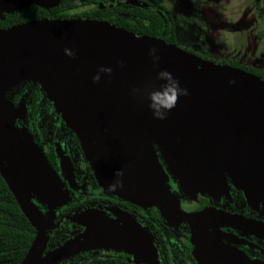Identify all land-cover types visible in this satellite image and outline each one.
<instances>
[{"label":"water","instance_id":"obj_1","mask_svg":"<svg viewBox=\"0 0 264 264\" xmlns=\"http://www.w3.org/2000/svg\"><path fill=\"white\" fill-rule=\"evenodd\" d=\"M19 1L43 6L58 2ZM7 2L15 4L16 0ZM152 46L158 48L157 68H153L149 55ZM65 48L73 50L75 57L65 55ZM119 61H123L122 67ZM101 67H111L112 75L101 74V81L94 84L92 76ZM161 69L171 72L189 92L179 98L166 120L154 119L147 103L131 95L133 87L150 81L162 84L155 81ZM23 80L42 87L76 134L103 189L121 179L124 187L116 192L123 195L155 203L166 198L170 190L162 177L168 180V175L160 169L157 150L180 186L195 200L206 193L214 197L224 193L228 175L249 195L260 194L264 187L262 76L104 20L51 17L18 24L0 30V169L21 208L38 228L22 264L31 263L45 228L27 191L41 197L52 212L54 205L46 194L53 195L56 205L68 196L33 140L13 126L18 112L5 93ZM230 80L235 83L229 84ZM118 169L123 170L122 177L114 175ZM170 210L207 217L213 226L226 221L261 232L251 220L197 203H175ZM101 233V226L86 230L41 256L35 264H50L84 249L119 243L101 237ZM196 243L199 250L206 246L221 254L217 257H230L231 252L223 250L218 241L200 237Z\"/></svg>","mask_w":264,"mask_h":264},{"label":"flooded vegetation","instance_id":"obj_2","mask_svg":"<svg viewBox=\"0 0 264 264\" xmlns=\"http://www.w3.org/2000/svg\"><path fill=\"white\" fill-rule=\"evenodd\" d=\"M18 1L12 4L7 0L6 2L0 0V30L45 17L76 18L80 16L77 12L86 8L99 7L105 11L111 10V7L118 8L120 12L113 15V18L116 17L125 22L138 16L129 12L131 8L145 7L154 12H159L161 8L157 0H77V2L69 0L72 4L69 6L62 5L63 0H58L56 4L48 6L29 1ZM164 4L172 11L175 23L173 43H176L178 36L176 17L165 0ZM255 8L256 10L263 9L259 1L256 2ZM257 36H264V32L260 29ZM204 43V46L207 45ZM203 45L199 49L202 52L201 55L185 50L208 59L204 55L207 50ZM243 56L240 54L232 59L224 57L215 62L240 67L264 78V65H249L244 61ZM5 96L18 112L14 117L13 126L18 132L26 133L29 140L30 138L33 140L37 150L46 158L53 174L58 176L68 193L67 198L57 205L53 195L46 194L54 205L52 212L41 197L27 191L30 200L39 209L41 224L45 227L30 264H35L41 256L51 253L70 239L82 235L86 227L80 224L74 216L91 209H100L106 217L125 223L128 222V218L137 220L149 234L152 245L151 253L147 256L141 255L131 248L119 247L120 243L114 242L75 252L50 264H264L263 186L260 194L252 196L237 186L228 175V189L224 193L215 197L206 193L199 195L195 200L184 190L179 189L178 179L169 171L168 165L157 150L160 166L167 172L168 183L173 189L176 188L173 195H178L177 198L180 199L181 204L197 203L251 220L260 227L261 232L226 221L218 222L217 226H213L209 218L193 214L215 229L209 232L211 236L203 235L205 234L203 233L202 237L218 241L223 250H229L233 254L232 257L230 253L229 258L217 257L221 254L206 246L199 250L197 243L190 239L191 235L188 238L191 226L168 221L157 214L158 211L153 206L142 207L112 193L102 191L76 134L55 110L38 83L23 80L10 87ZM22 105L23 108H21ZM5 162L7 166H10L7 161ZM37 234L38 228L21 208L8 178L0 169V264H22Z\"/></svg>","mask_w":264,"mask_h":264},{"label":"rangeland","instance_id":"obj_3","mask_svg":"<svg viewBox=\"0 0 264 264\" xmlns=\"http://www.w3.org/2000/svg\"><path fill=\"white\" fill-rule=\"evenodd\" d=\"M165 1L176 17L178 36L177 42L174 44L177 46L201 55L202 52L199 49L205 42L207 45H203V47L207 51L204 55L212 61H220L224 57L232 59L241 54V56L244 55L242 58L249 65H264V36H257L260 29L264 32V0ZM258 1L261 3L262 10L255 8ZM160 169L164 170L161 166ZM164 172L167 174L165 170ZM165 179L166 177H162V183L169 187L170 192L165 196L166 198L158 203L151 199H140L128 194L123 195L120 191L110 192L100 185L99 187L102 191L112 193L124 200H135L134 203L142 207L153 206L158 211L157 214L170 222L185 223L191 226L188 238L191 235L190 239L195 242L199 241L203 233H205L203 235L211 236L209 232L215 229L208 223V225L205 224L197 216L170 210L171 205L180 203V199L177 198L178 195H173L176 188L173 189L168 180ZM179 189L184 190L180 186V182ZM74 217L86 227V230L101 226L102 233L100 236L108 240L119 241V247L131 248L145 256L151 253L152 245L149 234L143 225L134 218L127 219L125 217L128 220L125 223L106 217L100 209L86 210ZM211 244L214 245V243ZM148 249L150 250L148 251Z\"/></svg>","mask_w":264,"mask_h":264},{"label":"clouds","instance_id":"obj_4","mask_svg":"<svg viewBox=\"0 0 264 264\" xmlns=\"http://www.w3.org/2000/svg\"><path fill=\"white\" fill-rule=\"evenodd\" d=\"M158 48L152 46L149 49V55L153 60V68L158 67V62L160 60ZM64 54L69 57H75V52L71 49L65 48ZM120 66H123V61L118 62ZM113 69L111 67H101L95 75L92 76V82L94 84L101 81V74H105L111 77ZM155 81H163L162 84L157 86L153 82H148L143 86L133 87L131 89V95L133 99H137L140 102H146L148 109L152 113V117L157 120H166L168 113L173 110L179 101L180 97H186L189 95L188 89L182 87L179 79L173 76L171 72L167 69L159 70L155 75ZM234 80H230L229 84H234ZM123 170L118 169L114 172L116 177L123 176ZM124 187L123 181L121 179H116L114 182L109 183L107 186V191L116 192L118 189Z\"/></svg>","mask_w":264,"mask_h":264},{"label":"trees","instance_id":"obj_5","mask_svg":"<svg viewBox=\"0 0 264 264\" xmlns=\"http://www.w3.org/2000/svg\"><path fill=\"white\" fill-rule=\"evenodd\" d=\"M75 1L77 2V0ZM157 2L161 4V8L159 12H154L145 7L131 8L129 12L131 14H136L138 16L134 17V19L130 20L129 22L118 20L116 17L113 18V15L119 14L120 12L118 8H114V7H111V10L107 9L106 11L103 8H99V7H95L91 9L86 8L84 10L77 12V15L80 16L76 18H91V19L104 20L113 23L115 25H118L124 29L130 30L134 33L161 37L164 38L165 40L173 42L175 39V23H174L172 11L164 4V0H157ZM62 5L69 6L72 4H70L69 0H63ZM45 18H51V17H45ZM224 62L226 63V61Z\"/></svg>","mask_w":264,"mask_h":264}]
</instances>
